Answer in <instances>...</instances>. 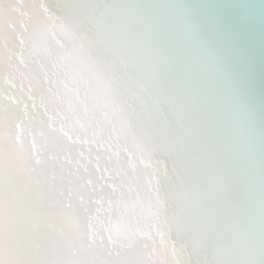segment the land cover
<instances>
[{"label":"bare ground","instance_id":"bare-ground-1","mask_svg":"<svg viewBox=\"0 0 264 264\" xmlns=\"http://www.w3.org/2000/svg\"><path fill=\"white\" fill-rule=\"evenodd\" d=\"M0 264H264V0H0Z\"/></svg>","mask_w":264,"mask_h":264}]
</instances>
